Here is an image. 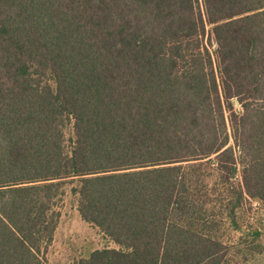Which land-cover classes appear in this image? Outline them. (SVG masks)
<instances>
[{
    "label": "trees",
    "instance_id": "trees-1",
    "mask_svg": "<svg viewBox=\"0 0 264 264\" xmlns=\"http://www.w3.org/2000/svg\"><path fill=\"white\" fill-rule=\"evenodd\" d=\"M66 185L110 243L75 264L262 254L264 0H0V264H47Z\"/></svg>",
    "mask_w": 264,
    "mask_h": 264
},
{
    "label": "rangeland",
    "instance_id": "rangeland-1",
    "mask_svg": "<svg viewBox=\"0 0 264 264\" xmlns=\"http://www.w3.org/2000/svg\"><path fill=\"white\" fill-rule=\"evenodd\" d=\"M76 199L77 197L70 193V186L66 185L65 194L58 203L60 218L54 240L47 252V264H75L91 249L110 244L96 228L81 219L76 209ZM251 206L252 210L249 208L247 211L249 220L261 228L260 241L264 247V208L256 201L252 202ZM251 264H264V250L262 254L253 256Z\"/></svg>",
    "mask_w": 264,
    "mask_h": 264
}]
</instances>
